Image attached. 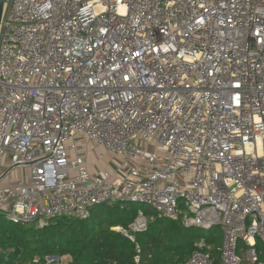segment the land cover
I'll return each mask as SVG.
<instances>
[{
    "label": "built area",
    "instance_id": "obj_1",
    "mask_svg": "<svg viewBox=\"0 0 264 264\" xmlns=\"http://www.w3.org/2000/svg\"><path fill=\"white\" fill-rule=\"evenodd\" d=\"M129 202L219 228L218 260L200 238L184 264H264V0L3 4L0 215L42 229ZM147 223L112 229L135 242Z\"/></svg>",
    "mask_w": 264,
    "mask_h": 264
},
{
    "label": "trees",
    "instance_id": "obj_2",
    "mask_svg": "<svg viewBox=\"0 0 264 264\" xmlns=\"http://www.w3.org/2000/svg\"><path fill=\"white\" fill-rule=\"evenodd\" d=\"M137 209L127 203L99 205L87 219L62 217L42 229L9 222L5 226L0 215V264H28L35 256L46 254H69L71 264H133L136 244L143 254L150 255L148 264H184L200 237L215 245L221 239L217 227L205 235L203 229L154 213L147 214L146 230L136 233L132 242L112 227H127ZM256 248L261 250L258 240Z\"/></svg>",
    "mask_w": 264,
    "mask_h": 264
},
{
    "label": "rangeland",
    "instance_id": "obj_3",
    "mask_svg": "<svg viewBox=\"0 0 264 264\" xmlns=\"http://www.w3.org/2000/svg\"><path fill=\"white\" fill-rule=\"evenodd\" d=\"M6 1L7 0L4 1V3H3L4 5H5ZM147 148L149 150L152 149L151 146H148ZM113 158L114 157H112L109 153H106L103 149L98 147L89 156V163L91 164L92 167H95V168H103L105 165H106V167H111L110 163L112 162ZM120 204H124V203H120ZM127 205L129 208H132V209H137V208L140 209L141 208L148 215H150V214L154 215V213H155L153 208L151 206H149L148 204H144V203L135 204L133 202H129V203H127ZM148 215H147V217H149ZM3 222H4L5 226L9 225V223L7 221H3ZM25 225H26V227L31 226L29 224H25ZM208 233H209V231L204 230L205 235H207ZM200 238H202V237H200Z\"/></svg>",
    "mask_w": 264,
    "mask_h": 264
},
{
    "label": "crops",
    "instance_id": "obj_4",
    "mask_svg": "<svg viewBox=\"0 0 264 264\" xmlns=\"http://www.w3.org/2000/svg\"><path fill=\"white\" fill-rule=\"evenodd\" d=\"M220 235H221V233H220ZM221 238H222V236H221ZM204 240H205V238H204ZM221 240L222 239H220V241L215 245V243L213 242V243H208L206 240H205V242L208 244V245H210V252H211V254L218 260V258H219V252L217 251V249H216V247H218L219 245H220V243H221ZM213 250H214V252H213Z\"/></svg>",
    "mask_w": 264,
    "mask_h": 264
},
{
    "label": "water",
    "instance_id": "obj_5",
    "mask_svg": "<svg viewBox=\"0 0 264 264\" xmlns=\"http://www.w3.org/2000/svg\"><path fill=\"white\" fill-rule=\"evenodd\" d=\"M3 2H4V0H0V17H1V13H2Z\"/></svg>",
    "mask_w": 264,
    "mask_h": 264
}]
</instances>
